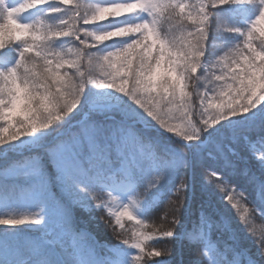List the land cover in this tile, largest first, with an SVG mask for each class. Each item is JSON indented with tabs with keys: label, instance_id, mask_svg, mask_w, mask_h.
I'll use <instances>...</instances> for the list:
<instances>
[{
	"label": "snow or ice",
	"instance_id": "obj_1",
	"mask_svg": "<svg viewBox=\"0 0 264 264\" xmlns=\"http://www.w3.org/2000/svg\"><path fill=\"white\" fill-rule=\"evenodd\" d=\"M0 197V264H264V0H0Z\"/></svg>",
	"mask_w": 264,
	"mask_h": 264
},
{
	"label": "trees",
	"instance_id": "obj_2",
	"mask_svg": "<svg viewBox=\"0 0 264 264\" xmlns=\"http://www.w3.org/2000/svg\"><path fill=\"white\" fill-rule=\"evenodd\" d=\"M95 95L96 94L93 93L94 97ZM100 99H101V95L97 100L100 101ZM188 182L189 185L193 183L191 172L188 173ZM189 195H191V193ZM246 207L251 209V205H247ZM232 213H233V221L235 223L236 221L239 220V214L236 212V210H232ZM164 214H165V209L163 205H161L160 208L157 210V212L150 218L148 222L152 225L158 226L162 223V220L160 218H162ZM75 216H76L77 229L80 230L86 238H89L92 241H94L98 245V248H103V246L113 248L115 245L119 243L116 234L113 233L112 231V227L107 226L101 222L99 213L89 214L87 212H82L78 210ZM248 220L249 222L247 227L251 228L252 232H254L255 235L252 236L251 240H246V244L249 248H252V250L254 251L255 247L252 243V240L259 241L261 237H264V218L260 217L259 213H256V214H249ZM84 225H88L89 227V229L84 230L85 232H83ZM239 226L244 227L243 224H240ZM117 232H123V230L119 229L117 230Z\"/></svg>",
	"mask_w": 264,
	"mask_h": 264
},
{
	"label": "rangeland",
	"instance_id": "obj_3",
	"mask_svg": "<svg viewBox=\"0 0 264 264\" xmlns=\"http://www.w3.org/2000/svg\"><path fill=\"white\" fill-rule=\"evenodd\" d=\"M193 2H194V0H193ZM103 97H106V98H103ZM96 102L97 103H117L118 102V97L115 94H113L111 96H109L107 94H102L100 101L96 100ZM15 197H13V199L10 201V205H9L10 209L14 213L23 214V213L33 212V211L36 210L34 207H31L29 205L28 201L26 199H24L23 197H21L19 194H17ZM8 210L9 209H6V208L3 207L2 197H0V212H4V211H8ZM47 211H48L50 217L52 219H54V205L52 203H49ZM84 226H83V232H85L84 230L89 229L88 225H84ZM4 227H8V226H0V229H2ZM117 230H119V228H117ZM24 235L25 236H33V235H36V233L34 231L25 232ZM111 249H113V248L112 247L103 246V248H98V251L102 255H110L111 254Z\"/></svg>",
	"mask_w": 264,
	"mask_h": 264
}]
</instances>
